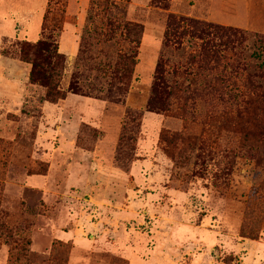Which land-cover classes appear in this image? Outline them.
<instances>
[{
    "label": "rangeland",
    "instance_id": "374dc122",
    "mask_svg": "<svg viewBox=\"0 0 264 264\" xmlns=\"http://www.w3.org/2000/svg\"><path fill=\"white\" fill-rule=\"evenodd\" d=\"M257 85L264 0H0V264H264Z\"/></svg>",
    "mask_w": 264,
    "mask_h": 264
},
{
    "label": "trees",
    "instance_id": "16d2710c",
    "mask_svg": "<svg viewBox=\"0 0 264 264\" xmlns=\"http://www.w3.org/2000/svg\"><path fill=\"white\" fill-rule=\"evenodd\" d=\"M131 30L136 33L139 32V34L142 33L141 28L137 26L132 27ZM252 56L256 60H261L260 53H253ZM19 58L21 62L31 66L29 81L46 90L45 99L47 101L52 103L65 99L66 95L58 91L57 84L60 71L63 69L64 56L59 53L58 46L54 42L43 40L38 41L33 45L22 42L19 44ZM124 60L127 61L129 58L126 57ZM130 63H133L131 59ZM126 70H124L125 74L127 73ZM253 90L257 99L264 100V86H254ZM69 91L76 93V90L72 87L69 88ZM122 140H124V137ZM29 244V242H26L25 246H29ZM10 259L15 262L20 261L18 255L11 256ZM51 264H64V258L61 257L60 260L57 259L54 263L51 262Z\"/></svg>",
    "mask_w": 264,
    "mask_h": 264
}]
</instances>
